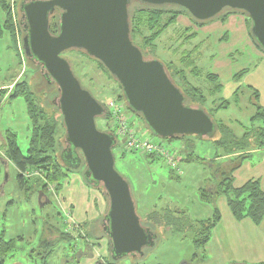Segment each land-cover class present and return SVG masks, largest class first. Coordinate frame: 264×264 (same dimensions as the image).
I'll use <instances>...</instances> for the list:
<instances>
[{
	"label": "rangeland",
	"instance_id": "obj_1",
	"mask_svg": "<svg viewBox=\"0 0 264 264\" xmlns=\"http://www.w3.org/2000/svg\"><path fill=\"white\" fill-rule=\"evenodd\" d=\"M6 1L10 3V11L12 3L15 12L18 11L17 6L21 0ZM141 9H146V6L135 1L131 2L130 17L132 18L133 14ZM160 10L164 11L166 17H170L171 12L174 11L180 13L155 40L154 49L152 50L151 44L144 41L149 35L145 28L133 33V42L139 46L145 58H156L163 64L173 62L177 67H184L185 71L191 69V67L187 68V61L193 59L200 74L193 76L188 73V80L203 90L207 104L210 106L212 101L220 102L222 99L230 103L228 107L209 115L216 122L222 121L230 125L237 134H241L243 126L249 125L250 117L254 113L250 100L252 87L262 92L264 102V54L262 55L263 52L250 34L248 18L246 21V16L242 13L225 11L216 18L199 22L180 7L164 6ZM2 13L0 7V16ZM19 17L20 13L16 12L17 20ZM12 21H14L13 17ZM15 35L18 45L23 37L19 25ZM7 43H10V37L4 32L0 38V82H13L12 78L19 74L17 80L28 83L35 102L42 106L48 116H53L58 122L56 133V155H58L65 146V128L62 124V116L54 104L59 94L57 86L49 83L40 65L29 60L24 52L20 53L19 48H17L18 56L12 48L6 49ZM61 56L69 61L81 86L104 107L108 99L117 98L122 93L121 86L107 69L84 52L70 49L64 51ZM169 72L172 70L170 69ZM208 73L217 75L218 83L221 85L219 92L209 90L213 84L206 78ZM174 76L175 81L179 83L181 75L174 74ZM235 92H237L236 97ZM125 114L130 127L138 136L148 139L151 143H161L174 157L182 159L192 155L193 161L189 163L180 161L181 174L175 172L173 174L162 157L151 159L143 152L128 151L124 146L123 138H116L112 148L115 168L130 184L142 225L150 227L157 237L153 247L144 248L143 256H127L121 260L109 258L108 264L131 262L213 264L208 260L205 249L193 242L197 236L196 229L175 233L171 227L163 224V219L166 213L175 216L183 213L190 221L211 217L212 205L202 202L198 194L199 187L204 185V181L211 174L208 159H212L218 149L211 140L197 136H182L170 140L157 137L149 130L143 118L132 112L127 105ZM95 123L100 131H115L114 120L109 116L97 117ZM29 126L30 120L24 98L5 97L0 103V134L5 135L6 132L15 134L19 148L25 152L30 135ZM1 145L0 159L7 160L6 152ZM122 152L123 158H121ZM218 163L220 162H215ZM84 168L82 164L74 171L68 170L67 174L78 175L83 179ZM38 173L37 171L33 176ZM16 175L17 172L11 162L7 165L0 162V237L4 240H12V249L3 259V264H85L86 262L95 264L97 258H94L95 261L92 260L93 257L88 253L86 243L82 239L88 235L86 229L84 231L82 227L79 228L78 223L71 219L68 210H62L63 216L59 215V208L55 202L58 192L48 189L52 200L45 203L43 197L40 199L37 191L39 188L31 186L32 182L29 190H21ZM65 179L66 177L63 181ZM50 186L53 187L51 184ZM83 186L85 190L81 196L87 194L92 204L94 201L98 204L97 193H102L106 200V210L102 218L93 223L94 235L98 238V235L104 234L101 223L107 211L108 200L102 187L93 188L87 183ZM166 209H170V212H166ZM154 213L158 215H152V219L158 222L153 223L152 220L148 221L147 217ZM67 221L75 223V231L70 235L61 234L66 231ZM92 243L95 244L98 252L104 251L103 240ZM194 255L197 258L193 261ZM108 256L110 257V252Z\"/></svg>",
	"mask_w": 264,
	"mask_h": 264
},
{
	"label": "water",
	"instance_id": "obj_2",
	"mask_svg": "<svg viewBox=\"0 0 264 264\" xmlns=\"http://www.w3.org/2000/svg\"><path fill=\"white\" fill-rule=\"evenodd\" d=\"M133 1L177 6L199 22L228 10L242 13L250 20L252 38L264 50V0L19 2L23 52L41 66L43 75L57 86L59 93L54 103L65 128L60 158L71 170L84 164L83 177L99 184L106 194L108 207L101 227L113 260L143 256L144 248L153 247L157 236L150 227L142 225L130 184L115 168V135L96 126V118L107 114L104 106L81 86L69 61L61 54L76 49L99 61L121 86L128 108L141 116L157 137L207 138L216 130L204 108L184 103L181 89L171 80L164 64L156 58H145L131 40L129 5ZM57 10V32L51 33L50 18Z\"/></svg>",
	"mask_w": 264,
	"mask_h": 264
},
{
	"label": "trees",
	"instance_id": "obj_3",
	"mask_svg": "<svg viewBox=\"0 0 264 264\" xmlns=\"http://www.w3.org/2000/svg\"><path fill=\"white\" fill-rule=\"evenodd\" d=\"M141 5L146 6V9L136 11L133 14L132 18L129 15L130 37L133 41V33L138 32L139 30L142 31L141 28L147 29L149 35L144 38V41L151 44L153 50L155 47V40L171 23L175 21L176 16L180 12H171L170 17H166V14L164 13V11L160 10V8L169 5ZM0 6L2 7V11L4 12L5 16L4 22L0 24V38L4 32H7L10 37L11 47L18 56L15 26L12 21L10 3L6 0H0ZM16 12H19V10ZM57 21V15L51 16L49 23V30L51 33L57 32ZM248 21L250 22L249 19ZM18 25L23 34V30L21 29V25L19 24V19ZM261 51L264 52V50L262 49ZM187 62V68L191 67V69L186 71L184 67H177L173 62L164 64L171 80L181 89L184 95V103L186 105L194 104L192 106L204 108L208 114L228 107L230 103L228 100L224 99H222L220 102L212 101L210 103V106L207 104V97L204 94L203 90L190 83L187 76L188 73L193 76H198L200 72L195 66L193 59H190ZM170 69L172 70V72H169ZM174 74H178L179 76L181 75L179 78V83L175 81ZM206 78L213 84V86L209 90L215 93L219 92L221 89V85H219L218 83L217 76L213 73H208ZM250 91V100L254 107V113L250 117L249 125L243 126L242 133L237 134L230 127V125H227L222 121L216 122L215 120H213L216 128L215 133L212 137L206 138L212 141L214 146L218 149V152L215 153L214 157L209 161L211 174L210 177L204 181V185L202 187H199L198 195L199 199L202 202L210 203L212 205L213 211L211 217L197 221H190L186 216H184L183 213L181 215L177 214V216L167 213L164 215L163 224L171 227L175 233H184L187 231L186 229H196L197 236H195L193 242L202 247H204L205 244L209 241L211 231L220 219V213L216 205V200L219 196H224L226 198L227 206L230 209L232 215L237 220L247 217L250 218L254 223L258 224L262 220V217L264 215V192L262 191L258 180H248L239 187H235L233 185L234 171L240 167L241 163L246 158L250 156L251 152H254L256 150L264 151V108L259 104V92L254 88H251ZM237 92H235V97L237 96ZM6 93V89H0V103L2 102ZM7 97L11 99L17 97L24 98L27 114L30 120V135L28 139V146L25 152H23L19 148L16 142V135L11 132H6L5 135L0 134V144H2L1 147L6 152L7 159L10 160V162L16 169V180L18 187L21 190L27 191L29 190L30 182H32V187L39 188V190L37 191L41 195V199L43 197V201L45 203H49L52 200V195L49 193L48 186L50 184L53 185L54 190L57 193L62 187L63 179L67 177V171L71 170L63 164L60 158L61 152L56 155V133L58 122L53 116H48L42 106L35 102L32 96V92L29 89L28 83L24 80L15 81L12 84V88L10 89V91H8ZM117 99L124 100L123 94L121 93L120 95H118ZM206 106L209 108H206ZM105 117H108V115H106ZM179 137L182 136L173 138ZM173 138L167 139L170 140ZM146 155L151 159L158 157L155 154ZM123 157L124 153L122 152L121 158ZM223 157H225V159L222 162L215 164V160L217 158L223 159ZM192 159L193 156L191 155L187 156L186 158L180 159V161L188 162ZM64 168H66V170ZM170 169L172 173L175 172L178 174V171H176L175 169ZM26 171H38L39 173L36 176L31 175L29 177H25L23 173ZM83 179L85 183L90 186L99 188L101 187L94 181H90L89 179H86L84 177ZM45 196L47 197L48 201H45ZM166 210V212H170V209ZM152 215L157 216L158 213L149 214V216L147 217L148 221L152 220V222L154 223L156 220L152 219ZM63 232L61 234L68 233V235H70L72 231H69L70 233L66 231ZM78 237L80 236L78 235ZM11 243L12 240H4L3 237H0V264H3V259L11 251ZM192 259H196V255H194Z\"/></svg>",
	"mask_w": 264,
	"mask_h": 264
},
{
	"label": "crops",
	"instance_id": "obj_4",
	"mask_svg": "<svg viewBox=\"0 0 264 264\" xmlns=\"http://www.w3.org/2000/svg\"><path fill=\"white\" fill-rule=\"evenodd\" d=\"M4 19L5 16L3 12L0 16V24L4 22ZM11 48L10 41V43L6 44V49L10 50ZM263 54L264 52L262 55ZM18 75L17 77L14 76L15 78H12L14 79L12 80L13 82H0V89H8L5 97H7L9 88L11 89V86L17 80ZM259 104L264 108L262 92H259ZM221 159L222 158H217L215 162H222L225 157H223L222 160ZM210 160L211 158L208 159V161ZM191 161L185 162L189 163ZM0 162H2L4 165H7L10 160L0 159ZM205 162L206 160L204 163ZM181 172L182 170L179 166L178 173L181 174ZM251 179L258 180L260 187L264 192L263 150L251 152L250 156L246 158L241 163L240 167L237 168L233 173V185L235 187H239ZM83 184H85V182L78 175L69 176V173L67 174L66 179L62 182V187L55 197V202L59 208V215L63 216L62 210H68L71 214V219L78 223L79 228L82 227L84 231L86 229V232H88L87 237L82 239H84L86 243L88 253L91 255V257H93L92 260H94L96 257L97 259H95V264H108L110 263L108 260L111 258L108 256V238L105 234L98 235V238H95L96 236L94 235L95 231L93 227V223L96 220L101 219L103 212L106 210V200L102 193H99L100 195L97 193L98 204L96 201H94L92 204L91 199L88 198L87 194L81 196V193L85 190ZM216 204L220 213V219L212 229V234L209 238V241L203 247L205 249L204 252L209 258L208 260H210V262L213 264H264V215L258 224L254 223L250 218L247 217L237 220L228 208L226 198L224 196H219L216 200ZM60 205L63 209L60 207ZM151 207L153 208L154 206ZM102 237L105 239H102ZM98 240L104 241V251L98 252L95 244L92 243ZM79 253H81V255L83 254L82 252ZM89 263L90 262H86L85 264ZM130 264L134 263L131 262Z\"/></svg>",
	"mask_w": 264,
	"mask_h": 264
},
{
	"label": "built area",
	"instance_id": "obj_5",
	"mask_svg": "<svg viewBox=\"0 0 264 264\" xmlns=\"http://www.w3.org/2000/svg\"><path fill=\"white\" fill-rule=\"evenodd\" d=\"M11 14L13 17V23L15 26V30L18 28V20L16 18V12L15 8H13V3L11 4ZM21 43L17 45V48H19V52L23 53L22 49V38L20 39ZM125 101L119 100L117 98H111L108 99L105 104V110L107 112V115L114 120L115 124V131L113 134L115 137H121L124 141V146L126 150L132 151V152H143L146 154H155L157 156L162 157L166 164L176 171H179V164H180V158L174 157L170 150L166 147L162 146L161 143H151L148 139L143 138L141 136H138L136 131L132 129L129 125V122L127 121L126 114H125ZM37 171H26L23 173L25 177H29L33 174H36ZM48 189H50L52 192H54V189L52 186H48ZM66 223V230H73L75 229V223L71 222ZM74 227V228H73Z\"/></svg>",
	"mask_w": 264,
	"mask_h": 264
},
{
	"label": "flooded vegetation",
	"instance_id": "obj_6",
	"mask_svg": "<svg viewBox=\"0 0 264 264\" xmlns=\"http://www.w3.org/2000/svg\"><path fill=\"white\" fill-rule=\"evenodd\" d=\"M58 12H59V11L57 10L56 13H55V15L58 14ZM19 22H20V17H19ZM21 29H22V26H21ZM22 30H23V29H22ZM23 35H24V34H23ZM40 67H41V66H40ZM41 71H42V70H41ZM42 72H44V71H42ZM39 195H40V194H39ZM40 197H41V195H40ZM40 199H41V198H40ZM46 199H47V197L45 196V201H48V200H46ZM73 228H74V227H73ZM65 230H66V229H65ZM69 231H70V232H71V231L74 232L75 229H73V230H66V232H69Z\"/></svg>",
	"mask_w": 264,
	"mask_h": 264
}]
</instances>
